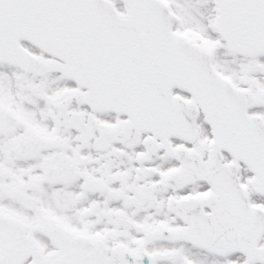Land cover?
<instances>
[{"label":"snow or ice","instance_id":"6c2138e0","mask_svg":"<svg viewBox=\"0 0 264 264\" xmlns=\"http://www.w3.org/2000/svg\"><path fill=\"white\" fill-rule=\"evenodd\" d=\"M0 264H264V0H0Z\"/></svg>","mask_w":264,"mask_h":264}]
</instances>
